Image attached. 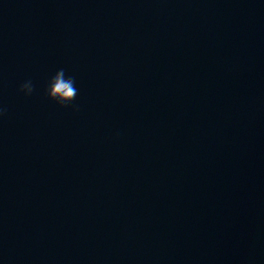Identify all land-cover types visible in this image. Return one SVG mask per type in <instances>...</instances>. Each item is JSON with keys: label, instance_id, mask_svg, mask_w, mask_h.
Listing matches in <instances>:
<instances>
[{"label": "water", "instance_id": "95a60500", "mask_svg": "<svg viewBox=\"0 0 264 264\" xmlns=\"http://www.w3.org/2000/svg\"><path fill=\"white\" fill-rule=\"evenodd\" d=\"M0 106V264H264V0H0Z\"/></svg>", "mask_w": 264, "mask_h": 264}, {"label": "clouds", "instance_id": "9594fccd", "mask_svg": "<svg viewBox=\"0 0 264 264\" xmlns=\"http://www.w3.org/2000/svg\"><path fill=\"white\" fill-rule=\"evenodd\" d=\"M76 81L73 76H66L63 68L59 69L56 74L50 79L46 88V96L55 101L61 107L73 106L74 111H79L78 105H73V101L78 95V89L75 86ZM36 91L35 85L32 80H27L20 86V92L25 96H32ZM7 109L0 106V117H3Z\"/></svg>", "mask_w": 264, "mask_h": 264}]
</instances>
